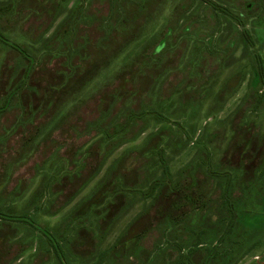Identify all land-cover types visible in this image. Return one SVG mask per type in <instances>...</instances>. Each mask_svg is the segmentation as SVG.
<instances>
[{
  "label": "rangeland",
  "instance_id": "rangeland-1",
  "mask_svg": "<svg viewBox=\"0 0 264 264\" xmlns=\"http://www.w3.org/2000/svg\"><path fill=\"white\" fill-rule=\"evenodd\" d=\"M207 1L0 0V264L264 263V0Z\"/></svg>",
  "mask_w": 264,
  "mask_h": 264
},
{
  "label": "trees",
  "instance_id": "trees-1",
  "mask_svg": "<svg viewBox=\"0 0 264 264\" xmlns=\"http://www.w3.org/2000/svg\"><path fill=\"white\" fill-rule=\"evenodd\" d=\"M206 2L207 3H210L211 4V2L210 1H207L206 0ZM247 40L248 41H251V39H250V37L249 36H247ZM2 41H5V43L6 44H8V45H10L14 50H16V51H18V52H20V53H23L24 54V51H22L17 45H15L14 43H12V42H10V41H8V40H6V39H4V38H2ZM260 72H261V75L262 76H264V69L261 67L260 68ZM166 183H168V182H166ZM168 184H170V183H168ZM168 184H166V186H162V188H160V193H162V191H164L165 189H166V187H167V189H170L171 188V186L170 185H168ZM164 185V184H163ZM156 189V186L154 187V188H152V194H153V191ZM228 191V190H227ZM128 192H130V191H126V193H128ZM179 193L180 192H173L172 193V195H169L168 196V199H171V198H175V197H177L178 195H179ZM162 196V195H161ZM161 196L160 197H156L157 198V200H156V203H155V205H154V209L157 207V205H158V203L160 202V200H161ZM155 198V199H156ZM229 208H231V213H232V218H231V221H230V223H229V225H228V227H227V229H226V231H225V234H224V238L227 236L228 238H230V240H231V237L233 236L232 234H233V231H234V229H235V227H236V212L234 211V204L233 203H231L230 204V206H229ZM167 212V211H166ZM144 217H146L145 215H143ZM234 252H231V256L230 257H233V254ZM228 252H226L225 253V256L223 257L224 259H227L228 258Z\"/></svg>",
  "mask_w": 264,
  "mask_h": 264
},
{
  "label": "water",
  "instance_id": "water-1",
  "mask_svg": "<svg viewBox=\"0 0 264 264\" xmlns=\"http://www.w3.org/2000/svg\"><path fill=\"white\" fill-rule=\"evenodd\" d=\"M264 264V263H263Z\"/></svg>",
  "mask_w": 264,
  "mask_h": 264
}]
</instances>
